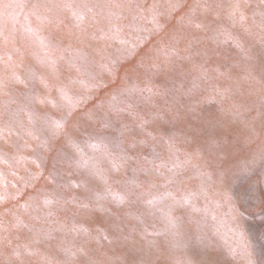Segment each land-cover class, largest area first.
<instances>
[{"label":"rangeland","instance_id":"374dc122","mask_svg":"<svg viewBox=\"0 0 264 264\" xmlns=\"http://www.w3.org/2000/svg\"><path fill=\"white\" fill-rule=\"evenodd\" d=\"M3 3L0 264H264V0Z\"/></svg>","mask_w":264,"mask_h":264},{"label":"snow or ice","instance_id":"6c2138e0","mask_svg":"<svg viewBox=\"0 0 264 264\" xmlns=\"http://www.w3.org/2000/svg\"><path fill=\"white\" fill-rule=\"evenodd\" d=\"M64 6H65V7H71L70 4H65ZM12 7H17V8H21V9H22V8H23V5H22V4H4V3H3V0H0V9H7V8H12ZM85 7H87V6L85 5ZM107 7L109 8V15H110V16H115L117 19H120V14H119V13H114V12H112V11H111V8H112V7H115V8H120V9H122V8L125 7V5H124V4L117 3V4H114V5H108ZM128 7L131 8V5L129 4ZM137 7H139V5H137ZM170 7L173 8V9H175V8L178 7V5H176V4H172V5H170ZM238 7H239V5H237V8H238ZM156 8H157L156 5H153V6H152V22H153L154 24H156V26H157V30H160L161 28H163V25H161V24L159 23V20H158V17L161 15V13H159V12L156 10ZM89 11H91V9H89ZM74 15H76V18H77L78 20H83V19H84V15H83L82 13H81V14H76V13H74ZM134 19H135V17H134ZM241 19H244V18L241 17ZM189 23H191L190 20H189ZM196 26H197V27H200V25H196ZM114 27H115V32L118 33V32L120 31L119 26L116 25V26H114ZM260 27H261V29H264V14H262V17H261ZM121 42L123 43V41H121ZM153 69H154L155 71H160L159 67L156 66V65L153 66ZM13 76H14V78H15L16 80H18L19 82H21V83L24 82L23 80L20 79L19 75L16 74L15 72L13 73ZM82 83H83V81H82ZM4 87H5L4 82H3L2 79H0V91H3ZM93 87H95V85H93ZM58 91H60L61 93H63V88H58ZM148 92H149V93H153V90H152L151 88H149V89H148ZM153 94H160V93L157 92V93H153ZM149 98H150V97H148V98H146V99H149ZM81 99H83V98H81ZM53 103H54V102H53ZM68 115L71 116V112H69ZM33 116H34L33 113H29V120H30V122L32 121ZM89 118H91L90 115H89ZM66 120H67V118H65V123H66ZM46 123H47V122H46ZM59 126H60V125L58 124V127H59ZM105 126L107 127V125H105ZM27 134H28L29 136H32L33 139H39V136L36 135L32 130H28V131H27ZM149 135H151V133H149ZM68 142H69L70 144H73V146H75V145H74V142H73L71 139H69ZM142 143H143V141H142ZM39 146H43V147H45V148H48V142H47V141H44L43 144H42V145H38V147H39ZM133 146H134V145H133ZM27 147H31V145H29V144L27 143V141H25L23 144H18V145H17V148H18V149H19V148H27ZM37 167H39V165H37ZM39 178H40V174H35V175H33V176L31 177L32 180H37V179H39ZM50 179H51V182H52V183H55V182H56V181H55V176L52 175V174H50ZM169 195H170V194H169ZM4 199H6V196H5L4 194L0 193V201H3ZM46 202H47V200H46ZM121 202H123V201H121ZM148 203H151V201H149ZM97 208H98L99 210H101V211L105 210V209L103 208L102 205H97ZM16 255L19 256V253H16ZM7 264H11V262L8 261ZM89 264H99V262H97V261H89Z\"/></svg>","mask_w":264,"mask_h":264},{"label":"bare ground","instance_id":"6f19581e","mask_svg":"<svg viewBox=\"0 0 264 264\" xmlns=\"http://www.w3.org/2000/svg\"><path fill=\"white\" fill-rule=\"evenodd\" d=\"M153 5H156L157 6V8H156V10L160 13V11H161V6L160 5H158V3H154ZM134 17H135V19H134ZM142 18H144V20H143V22L145 21V20H147L144 24H146L147 22H149V21H152V7H151V9H149V10H147L146 12H145V15H142V16H140V15H138V14H135V13H133V12H125V15H124V19H123V21L124 22H127V23H129V24H132V26L130 27V30L133 32V33H139V31H137L138 29H140L142 26H143V22H141V19ZM122 43V42H121ZM122 48V47H121Z\"/></svg>","mask_w":264,"mask_h":264}]
</instances>
